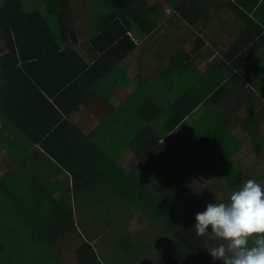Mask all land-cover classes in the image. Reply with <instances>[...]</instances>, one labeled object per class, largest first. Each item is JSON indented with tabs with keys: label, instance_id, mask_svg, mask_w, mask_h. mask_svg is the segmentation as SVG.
Segmentation results:
<instances>
[{
	"label": "crops",
	"instance_id": "1",
	"mask_svg": "<svg viewBox=\"0 0 264 264\" xmlns=\"http://www.w3.org/2000/svg\"><path fill=\"white\" fill-rule=\"evenodd\" d=\"M74 2L80 7L87 0ZM154 4L164 8L161 20L153 15L148 24L138 20L110 33L122 32L134 42L113 67L103 62L94 69L103 56L99 50L89 56L78 50L79 63L0 61V135L6 98L25 100L20 98L24 106H10L9 140L0 139V181L11 188L0 189V206L7 197L10 206L24 207L31 228L74 227V220L68 226L62 221L79 182L84 189L90 181L106 183L123 198H138L129 203L142 212L174 210L186 221L215 200L227 202L248 179L264 186V0H144L148 18ZM92 14L89 7L76 21L82 41L99 35V27L93 30L87 22ZM8 51L0 44V58ZM58 68L64 69L52 74ZM35 83L47 88L37 106L31 103L40 97ZM33 107L40 108L36 114ZM78 145L90 148L97 167L85 161ZM50 152L72 160L74 172ZM196 154L202 156L200 168L193 163ZM226 158L233 161L232 172L220 167ZM101 160L108 161L107 173L98 167ZM13 168L25 175L24 188L14 190L1 172ZM144 193L161 202L169 198L165 208L148 205L140 199ZM170 199L177 203L168 205ZM35 210L40 217L33 216ZM202 238L205 261L222 264Z\"/></svg>",
	"mask_w": 264,
	"mask_h": 264
},
{
	"label": "trees",
	"instance_id": "2",
	"mask_svg": "<svg viewBox=\"0 0 264 264\" xmlns=\"http://www.w3.org/2000/svg\"><path fill=\"white\" fill-rule=\"evenodd\" d=\"M77 1V0H74ZM73 0H40V4L44 7L39 11V6L33 5L35 2L33 0H0V32L4 38L6 46L9 48L8 53L0 58V61L3 62H13L17 64L18 62H76L79 63L81 61L79 51L81 53L87 54L88 56L91 54H95L97 50L103 53V56L96 59L95 67L99 64H104L103 62H107L113 67L115 63H119L121 59L127 57L132 49L134 48V42L130 40L129 37L125 36L122 32L116 33L115 35H110L113 30H116L115 27H120L122 30V25H134L138 22V20L142 21L144 24H148V21L151 20L153 15L156 20H161L163 15L164 8L162 6H157L154 4V9L149 12L150 18H148L147 14H144L145 10L148 8L144 5V0H87L86 5L75 4ZM86 1V0H85ZM33 2V4H32ZM91 5L89 6L88 4ZM74 7L75 11H74ZM94 10V15L89 16L90 19L87 20L89 25L94 26L93 30L98 29L99 27V35L89 41H82L79 32L77 31V23L76 21L83 17L85 13L88 12V8ZM43 9L45 14L43 15ZM85 11V12H84ZM78 12V14H77ZM77 14V15H76ZM126 41L128 42V47H125ZM77 50H76V48ZM79 50V51H78ZM115 55L116 57L113 59V63L110 61L111 56ZM105 65V64H104ZM15 67L13 66V70ZM61 69H56L52 72V74H56ZM93 69V70H94ZM40 70V69H39ZM66 73V72H65ZM64 73V74H65ZM79 74V72H77ZM73 78V77H72ZM70 78V79H72ZM42 83V82H41ZM35 83L34 86L36 89L34 93L40 94L39 99L30 96V100L33 105H40L41 102V94L44 93L46 88V84L43 83ZM49 88L53 89V86L48 84ZM56 86V92L60 87L58 84ZM65 86V84L61 85ZM45 87V88H44ZM18 88L13 84V90ZM20 90V89H19ZM18 92V90H16ZM9 93V87H8ZM10 94V93H9ZM20 96V94H17ZM20 98L24 100V97ZM17 98L13 101L10 100V95L5 100V104L3 105L5 115V122L3 124L0 139L4 141L6 139L9 140L8 131H9V121L10 114L9 109L12 106V109H15L17 106H24V102ZM15 103V104H14ZM13 104V105H10ZM37 109L39 107H33L32 112L36 114ZM43 111V110H42ZM183 117L178 119L177 123L182 121ZM71 143V142H70ZM10 145V144H9ZM84 148L83 156L86 162L92 163L94 161V166L97 167L96 160L90 159L93 154L90 156V148L84 147L82 145H78ZM224 150V149H223ZM221 150V151H223ZM201 152L200 150H197ZM52 153L53 157L60 161V163L69 168L72 172H74L73 161L63 160L59 155ZM202 156H198L197 154L193 157V163L196 168H200V160ZM230 157L228 155H224L222 158ZM107 160H101L98 164V167L104 170L107 173L108 167L104 168ZM102 163V165H101ZM107 165V164H106ZM233 161L230 158H226L225 162H223L220 167H224L226 172H232L233 170ZM162 182V181H161ZM0 189L5 188L7 192H11V188L6 185V183L2 180L0 181ZM112 183V182H111ZM128 186V183L126 181ZM131 193V191H130ZM13 191V195H14ZM183 192H181L177 197H175L176 201L181 199ZM132 197L129 199L131 200ZM144 201L149 205L153 202L155 205H158V208H165L166 199H164V206H162V202L160 199L156 197H151L149 194H145L143 198ZM14 203V202H13ZM16 206V204L14 203ZM13 207L12 213L13 216L20 210L25 212V208L22 207ZM6 206H0V210L5 208ZM148 210L149 207H147ZM152 211V210H151ZM152 213V214H151ZM153 213L155 214L152 217ZM157 212H148V217L154 220L155 222H159L164 219L166 222V228L164 231H161L164 239H161L166 246V252L159 255L158 264H207L210 262L212 264V260L206 258V251H208L207 246L202 238V236H198L195 230V218L189 221L183 220L181 216H175L173 212L172 221L170 215L163 217L162 219H156ZM73 214V213H72ZM35 217H40L39 213ZM27 228L30 227V222L26 218ZM24 220V219H23ZM22 220V221H23ZM71 215H68L65 220H61L62 223H65L66 226L69 225V222H72ZM13 221V220H12ZM10 221V222H12ZM21 221V222H22ZM8 222L7 220L2 221L0 215V227H2ZM74 224V223H73ZM74 226V225H73ZM69 228L66 227L67 230L61 231V235H69ZM74 228V227H72ZM52 228H38L35 226L33 228L34 234L36 236L37 242L46 244L48 246L57 243L56 233H54ZM48 236V237H47ZM43 237L50 238L49 242H45ZM59 238V237H58ZM62 242H60L61 244ZM59 245H55L54 247H58ZM55 249V248H54ZM6 248L0 246V252L2 256L5 253ZM76 258L78 264H104L98 257L94 245L86 240L83 236L80 237L78 245L75 247Z\"/></svg>",
	"mask_w": 264,
	"mask_h": 264
},
{
	"label": "rangeland",
	"instance_id": "3",
	"mask_svg": "<svg viewBox=\"0 0 264 264\" xmlns=\"http://www.w3.org/2000/svg\"><path fill=\"white\" fill-rule=\"evenodd\" d=\"M33 1L35 4L33 2L32 4L39 6L41 10L43 6L40 0ZM43 13L45 14L44 9ZM0 44H5V41L1 39ZM186 78L188 75H185L183 79ZM8 170L1 169V172H6L3 176L7 178L8 184L14 190L24 188L25 175L15 168L11 173ZM176 173L173 171L172 176L180 177L178 172ZM164 184L168 185V182ZM82 185L81 182L77 184V190L72 193L68 199V206L66 205L64 209L68 215L73 213L74 228L70 224V233L67 236L60 234L62 230H67L66 228H62L59 232L53 230L56 228L50 229L59 237L57 240L62 242L50 246L48 243L47 245L38 243L36 236H33V228H27L26 213L20 210L13 216L9 199L2 198L6 201L4 203L6 207L0 210V215L2 221L8 219V222L0 227V246L6 248L3 256L0 252V264H78L75 247L81 236L94 245L99 259L104 264H158L159 255L166 252V247L160 241L164 239L161 231L166 228V222L162 218L170 215L174 221L171 212L156 213V219L162 220L155 222L148 217V212H142L135 203H129V201H137L138 198H131V200L123 198L120 191L107 189L106 183L103 185L102 182L90 181L87 189H84ZM159 194L160 192L157 195ZM151 197H155V194ZM164 199L166 197L162 198ZM176 203L170 199L168 205ZM162 206H164L163 202ZM43 208L49 210L52 205ZM173 213L177 216L176 212ZM179 214L185 215L183 211ZM36 215L35 210L33 216ZM154 216L153 213L152 217ZM47 237L42 239L49 242L50 238ZM204 237L212 248L214 246L212 241L207 236ZM55 245L59 246L54 247Z\"/></svg>",
	"mask_w": 264,
	"mask_h": 264
},
{
	"label": "clouds",
	"instance_id": "4",
	"mask_svg": "<svg viewBox=\"0 0 264 264\" xmlns=\"http://www.w3.org/2000/svg\"><path fill=\"white\" fill-rule=\"evenodd\" d=\"M195 220L196 234L215 242L209 251L214 259L264 264V186L255 179L246 180L227 202L209 203Z\"/></svg>",
	"mask_w": 264,
	"mask_h": 264
}]
</instances>
